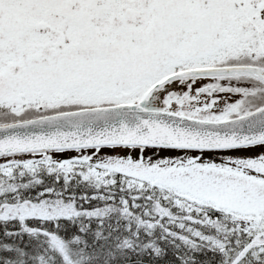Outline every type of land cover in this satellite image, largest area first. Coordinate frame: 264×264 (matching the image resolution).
Here are the masks:
<instances>
[{
    "label": "snow or ice",
    "instance_id": "6c2138e0",
    "mask_svg": "<svg viewBox=\"0 0 264 264\" xmlns=\"http://www.w3.org/2000/svg\"><path fill=\"white\" fill-rule=\"evenodd\" d=\"M0 264H264V0H0Z\"/></svg>",
    "mask_w": 264,
    "mask_h": 264
},
{
    "label": "rangeland",
    "instance_id": "374dc122",
    "mask_svg": "<svg viewBox=\"0 0 264 264\" xmlns=\"http://www.w3.org/2000/svg\"><path fill=\"white\" fill-rule=\"evenodd\" d=\"M232 154H235V155H246V154H249V153H243V152H241V153H232Z\"/></svg>",
    "mask_w": 264,
    "mask_h": 264
}]
</instances>
